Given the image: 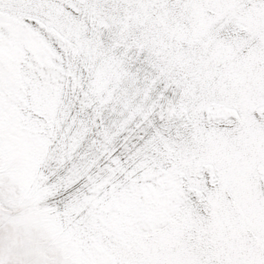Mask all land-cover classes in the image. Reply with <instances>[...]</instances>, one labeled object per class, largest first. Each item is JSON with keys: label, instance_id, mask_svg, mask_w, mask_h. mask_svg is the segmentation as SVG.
Instances as JSON below:
<instances>
[{"label": "snow or ice", "instance_id": "6c2138e0", "mask_svg": "<svg viewBox=\"0 0 264 264\" xmlns=\"http://www.w3.org/2000/svg\"><path fill=\"white\" fill-rule=\"evenodd\" d=\"M0 264H264V0H0Z\"/></svg>", "mask_w": 264, "mask_h": 264}]
</instances>
